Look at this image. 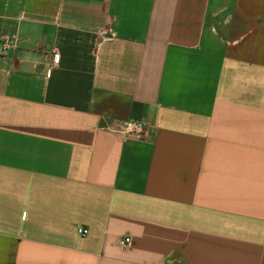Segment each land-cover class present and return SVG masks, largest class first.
Masks as SVG:
<instances>
[{
	"label": "crops",
	"instance_id": "1",
	"mask_svg": "<svg viewBox=\"0 0 264 264\" xmlns=\"http://www.w3.org/2000/svg\"><path fill=\"white\" fill-rule=\"evenodd\" d=\"M7 37L0 264H264V0H0Z\"/></svg>",
	"mask_w": 264,
	"mask_h": 264
},
{
	"label": "built area",
	"instance_id": "2",
	"mask_svg": "<svg viewBox=\"0 0 264 264\" xmlns=\"http://www.w3.org/2000/svg\"><path fill=\"white\" fill-rule=\"evenodd\" d=\"M11 43L12 40L8 37L0 40V53H5L9 49ZM107 131L120 135L143 136L148 133L149 127L137 120H127L123 122L120 127H107ZM78 232L85 236L89 231L87 228L79 227ZM131 242L132 240L128 236L121 237L119 240V244L124 247L131 244Z\"/></svg>",
	"mask_w": 264,
	"mask_h": 264
}]
</instances>
